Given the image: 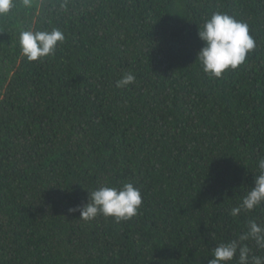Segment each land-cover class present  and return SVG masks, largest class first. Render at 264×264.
Returning <instances> with one entry per match:
<instances>
[{
  "label": "trees",
  "instance_id": "1",
  "mask_svg": "<svg viewBox=\"0 0 264 264\" xmlns=\"http://www.w3.org/2000/svg\"><path fill=\"white\" fill-rule=\"evenodd\" d=\"M216 12L256 41L219 78L198 58ZM53 28L65 40L29 62L20 33ZM261 158L264 0H16L0 16V264H208L264 225V204L231 215ZM125 183L142 195L129 220L68 211Z\"/></svg>",
  "mask_w": 264,
  "mask_h": 264
},
{
  "label": "clouds",
  "instance_id": "2",
  "mask_svg": "<svg viewBox=\"0 0 264 264\" xmlns=\"http://www.w3.org/2000/svg\"><path fill=\"white\" fill-rule=\"evenodd\" d=\"M28 6L30 0H23ZM16 7V0H0V16L8 15ZM199 37L204 42L198 52L203 71L214 77H221L229 68L235 70L245 62L247 55L256 47V41L246 22L235 17L216 12L199 29ZM65 35L59 29L51 31H23L19 35L22 54L29 62L37 61L55 53L58 42H63ZM132 73L124 74L116 81V87L122 88L134 83ZM259 174H255L254 184L242 198L241 203L231 209L236 217L243 211L251 212L264 204V158L257 161ZM142 206V195L132 183H125L121 188L102 186L89 192L88 202L69 208L70 213L79 212V217L90 220L103 214L114 217L117 222L136 216ZM255 242L257 249L264 250V225L256 220L248 221V230L239 235L238 241L220 243L213 250V257L208 264H228L237 258L239 264H264V256L250 255V248L245 241Z\"/></svg>",
  "mask_w": 264,
  "mask_h": 264
}]
</instances>
